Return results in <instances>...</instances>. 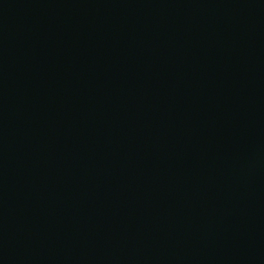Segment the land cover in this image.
Instances as JSON below:
<instances>
[{
	"label": "water",
	"instance_id": "water-1",
	"mask_svg": "<svg viewBox=\"0 0 264 264\" xmlns=\"http://www.w3.org/2000/svg\"><path fill=\"white\" fill-rule=\"evenodd\" d=\"M0 264H264V0H0Z\"/></svg>",
	"mask_w": 264,
	"mask_h": 264
}]
</instances>
